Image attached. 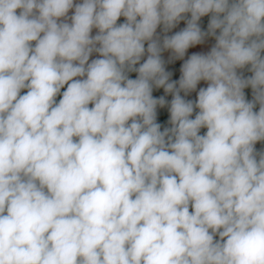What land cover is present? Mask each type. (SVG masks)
<instances>
[{"label": "clouds", "instance_id": "9594fccd", "mask_svg": "<svg viewBox=\"0 0 264 264\" xmlns=\"http://www.w3.org/2000/svg\"><path fill=\"white\" fill-rule=\"evenodd\" d=\"M258 142L264 0H0V264H264Z\"/></svg>", "mask_w": 264, "mask_h": 264}, {"label": "crops", "instance_id": "0c3cea01", "mask_svg": "<svg viewBox=\"0 0 264 264\" xmlns=\"http://www.w3.org/2000/svg\"><path fill=\"white\" fill-rule=\"evenodd\" d=\"M18 11H19V10H18ZM184 26H185V25H184V22L182 21V22L180 23V25H178L177 28L173 30V32L178 31L180 28H182V27H184ZM93 34H95V30H94ZM170 34H171V33H170ZM204 48H206V44H205L204 46H197V47L194 48V49H190V50H189V54H190L192 51L204 50ZM169 54H170V53H168V52H165V53L163 54L165 60H167V57L169 56ZM93 58H95V54L93 55ZM181 63H182V61H176L174 64L166 65V67H169L171 70H174V69H176V68H179V66H180ZM246 73H247V72L244 71V75H245ZM131 75H132L133 78L135 77V74H131ZM246 76H247V74H246ZM199 86H206V85H204V83L201 82V85H199ZM199 86H198V87H199ZM24 91H26V90H24ZM62 91H63V90H62ZM244 91H245L246 99L249 100V98L247 97L248 94L246 93V89H245ZM22 94H23V92H22ZM59 98H60V97H57V100H59ZM187 98H188V99H194V98H195V93L190 94V96L187 97ZM256 110H258V105H257ZM160 111L166 115V112H164L163 110H160ZM163 118H164V116L161 117V119H163ZM164 126H167V125L165 124ZM255 147H256L257 151H264V142H258V143L256 144Z\"/></svg>", "mask_w": 264, "mask_h": 264}, {"label": "rangeland", "instance_id": "374dc122", "mask_svg": "<svg viewBox=\"0 0 264 264\" xmlns=\"http://www.w3.org/2000/svg\"><path fill=\"white\" fill-rule=\"evenodd\" d=\"M207 20H208L207 17L202 18V21H201L202 28H205L206 29ZM212 43H214V41L210 38L207 41V43H206V48H204V51H207L208 48L211 46ZM166 68H167V70L173 71V77H172L173 79H178L179 78V75H180L179 68H176L174 70H171L169 67H166ZM246 74H247V76L251 75V73H249V72H247ZM246 74H245V76H246ZM246 93L248 94L247 97L249 98V100H251L252 99L251 88H246ZM154 95L155 96L163 95V90L162 89H160V90H154ZM167 99L170 100L171 97L168 96ZM163 111L166 112V109H164ZM204 131H206V129H202L201 134H203Z\"/></svg>", "mask_w": 264, "mask_h": 264}, {"label": "trees", "instance_id": "16d2710c", "mask_svg": "<svg viewBox=\"0 0 264 264\" xmlns=\"http://www.w3.org/2000/svg\"><path fill=\"white\" fill-rule=\"evenodd\" d=\"M120 22H123V18H121V21Z\"/></svg>", "mask_w": 264, "mask_h": 264}]
</instances>
